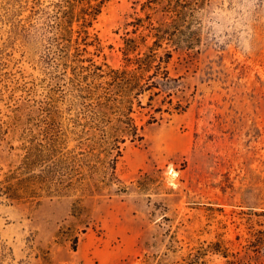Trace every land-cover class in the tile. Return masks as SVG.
I'll return each mask as SVG.
<instances>
[{
	"label": "rangeland",
	"instance_id": "374dc122",
	"mask_svg": "<svg viewBox=\"0 0 264 264\" xmlns=\"http://www.w3.org/2000/svg\"><path fill=\"white\" fill-rule=\"evenodd\" d=\"M57 1L0 0V186L11 174L14 184L48 174L52 162L27 164L28 152L76 116L49 25ZM144 1L104 5L90 28L104 47L90 55L98 64L122 65L125 24ZM198 17L201 44L169 65L187 111L165 114L145 127L142 143L122 145L119 184L98 183L94 172L87 188L0 195V264H174L217 241L230 260L264 264L249 247L264 228V0H211ZM104 159L88 161L102 167Z\"/></svg>",
	"mask_w": 264,
	"mask_h": 264
},
{
	"label": "trees",
	"instance_id": "16d2710c",
	"mask_svg": "<svg viewBox=\"0 0 264 264\" xmlns=\"http://www.w3.org/2000/svg\"><path fill=\"white\" fill-rule=\"evenodd\" d=\"M109 1L58 0L54 3L49 25L56 29L53 39L62 66L70 73L76 116L69 119L71 128L56 127L57 133L46 143L28 152L27 164L34 163L35 158H45L46 162H52L47 166L51 171L43 176L21 178L15 184L12 181L18 178L17 173L8 175L5 185L0 186V195L21 199L35 196L38 189L60 193L87 188L93 184L94 172L102 176L97 179L98 183L119 184L116 164L122 156V145L128 141L142 143L146 126L162 122L165 114H181L189 108L190 103L184 96L174 98L181 77L172 76L169 65L179 50L194 49L201 44L202 23L198 16L211 0L142 2L141 14L137 12L125 24L119 67L106 61L98 64L90 56L103 52L101 41L91 35L90 28ZM90 47H95V53H91ZM71 140L77 142L75 147H69ZM88 158L106 160H101L102 167H98L90 165ZM85 167L92 174L84 175ZM260 215L264 216V212ZM249 247L264 260V228L253 235ZM209 253L221 255L228 264H251L240 259L230 260L232 254L222 241L209 243L206 248L202 246L196 253L190 252L184 257L182 263L174 264H212L206 258Z\"/></svg>",
	"mask_w": 264,
	"mask_h": 264
},
{
	"label": "bare ground",
	"instance_id": "6f19581e",
	"mask_svg": "<svg viewBox=\"0 0 264 264\" xmlns=\"http://www.w3.org/2000/svg\"><path fill=\"white\" fill-rule=\"evenodd\" d=\"M172 173V172H171ZM174 175V174H173Z\"/></svg>",
	"mask_w": 264,
	"mask_h": 264
}]
</instances>
